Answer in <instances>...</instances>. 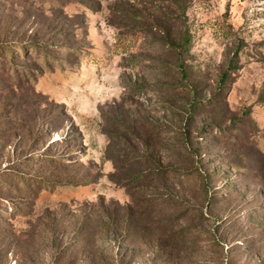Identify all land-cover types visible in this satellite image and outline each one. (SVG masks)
Returning a JSON list of instances; mask_svg holds the SVG:
<instances>
[{
  "label": "rangeland",
  "instance_id": "1",
  "mask_svg": "<svg viewBox=\"0 0 264 264\" xmlns=\"http://www.w3.org/2000/svg\"><path fill=\"white\" fill-rule=\"evenodd\" d=\"M0 56V264H264V0H0Z\"/></svg>",
  "mask_w": 264,
  "mask_h": 264
},
{
  "label": "trees",
  "instance_id": "2",
  "mask_svg": "<svg viewBox=\"0 0 264 264\" xmlns=\"http://www.w3.org/2000/svg\"><path fill=\"white\" fill-rule=\"evenodd\" d=\"M6 53L7 54V56H8V61H9V63L11 64V66L13 65L12 63H13V58H14V54H13V50L12 49H10V48H5V50L3 51V53ZM2 53V54H3ZM28 53H30V49H29V52ZM35 53H36V55H35V59H37L38 61H40V58L42 57V55H45L46 53H44V54H40V52H37V50H35ZM41 55V56H40ZM0 59L2 60V62L4 61L3 60V57H1L0 56ZM47 58L46 57H44V61H43V63L44 64H47ZM1 69H5L4 68V66H3V63L1 64ZM11 71H13L12 73H14V75H18L19 74V77L22 79V80H25L26 79V73L27 72H24V71H19V72H14V70H11ZM16 75V76H17ZM224 78H222V80H223ZM11 177H7V179H10ZM17 182H18V185H20V190L22 191V195H26V194H28V193H34L35 192V194H36V192H40V191H52L53 189H54V187L52 186V183L51 182H48V181H46V180H43V182H41L39 185H41V186H37V182H36V180H35V178H29V177H24L22 174L20 175V176H18L17 178ZM19 211H21L20 209H19ZM90 213H82V215L80 216V221L82 222V223H84V222H86L88 219H89V217H90V215H89ZM125 219H126V221H128L129 219H130V216H128V215H126V217H125ZM60 250H59V252H57L58 254L56 255V259H57V262H56V264H58L59 263V261H62L61 259V257H62V255H63V253H64V248H62V246L59 248ZM88 262H90V264H99V260H97V258H90L89 260H88ZM73 262L71 261V260H64L61 264H72Z\"/></svg>",
  "mask_w": 264,
  "mask_h": 264
}]
</instances>
